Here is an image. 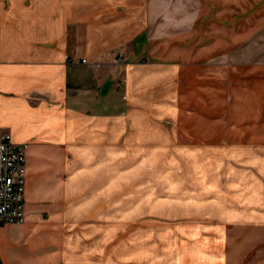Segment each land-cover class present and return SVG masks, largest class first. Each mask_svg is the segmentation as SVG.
Returning <instances> with one entry per match:
<instances>
[{"label": "crops", "instance_id": "0c3cea01", "mask_svg": "<svg viewBox=\"0 0 264 264\" xmlns=\"http://www.w3.org/2000/svg\"><path fill=\"white\" fill-rule=\"evenodd\" d=\"M263 31L264 0H0V134L29 145L0 264H263V218L114 213V146L177 136L176 49L230 58Z\"/></svg>", "mask_w": 264, "mask_h": 264}, {"label": "rangeland", "instance_id": "374dc122", "mask_svg": "<svg viewBox=\"0 0 264 264\" xmlns=\"http://www.w3.org/2000/svg\"><path fill=\"white\" fill-rule=\"evenodd\" d=\"M256 39L230 58L215 47L209 61L197 58L199 45L176 49L177 136L114 146V213L183 215L200 224L209 213L230 214L235 221L263 218L264 227V36ZM125 58L120 53L118 62ZM262 238L264 264V232Z\"/></svg>", "mask_w": 264, "mask_h": 264}, {"label": "built area", "instance_id": "2783aa9c", "mask_svg": "<svg viewBox=\"0 0 264 264\" xmlns=\"http://www.w3.org/2000/svg\"><path fill=\"white\" fill-rule=\"evenodd\" d=\"M28 150V144L15 143L10 134H0V225L26 222Z\"/></svg>", "mask_w": 264, "mask_h": 264}]
</instances>
